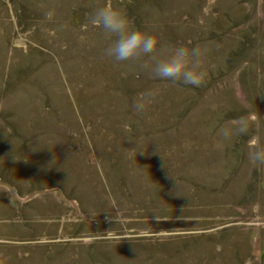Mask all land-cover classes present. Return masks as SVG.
<instances>
[{
    "label": "rangeland",
    "instance_id": "374dc122",
    "mask_svg": "<svg viewBox=\"0 0 264 264\" xmlns=\"http://www.w3.org/2000/svg\"><path fill=\"white\" fill-rule=\"evenodd\" d=\"M106 5L206 84L106 57ZM257 137L264 0H0V264H264Z\"/></svg>",
    "mask_w": 264,
    "mask_h": 264
},
{
    "label": "clouds",
    "instance_id": "9594fccd",
    "mask_svg": "<svg viewBox=\"0 0 264 264\" xmlns=\"http://www.w3.org/2000/svg\"><path fill=\"white\" fill-rule=\"evenodd\" d=\"M46 15L51 19L53 13L48 12ZM89 23L102 29L109 37L110 43L103 50L106 57L116 62L137 63L142 69L149 70L156 79L179 82L197 88L206 84L207 73L201 70L202 53L199 49L160 44L155 36L135 29L121 11L107 5L98 7L90 15ZM158 44H160L159 54L166 58L150 66L144 62V58L156 54ZM152 96L151 92L143 94L140 102L135 105L137 110L142 111ZM249 132V125L244 122L235 129L223 128L220 134L224 138H230L247 136ZM250 149V159L258 167H264V145L258 137L251 141Z\"/></svg>",
    "mask_w": 264,
    "mask_h": 264
}]
</instances>
